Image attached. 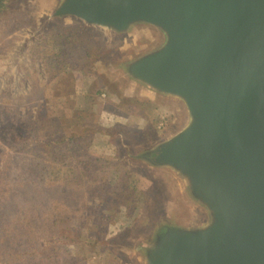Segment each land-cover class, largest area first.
<instances>
[{"label": "water", "instance_id": "1", "mask_svg": "<svg viewBox=\"0 0 264 264\" xmlns=\"http://www.w3.org/2000/svg\"><path fill=\"white\" fill-rule=\"evenodd\" d=\"M47 15L163 38L123 69L187 121L133 156L178 180L188 213L158 218L141 264H264V0H58Z\"/></svg>", "mask_w": 264, "mask_h": 264}, {"label": "rangeland", "instance_id": "2", "mask_svg": "<svg viewBox=\"0 0 264 264\" xmlns=\"http://www.w3.org/2000/svg\"><path fill=\"white\" fill-rule=\"evenodd\" d=\"M57 1L8 0L6 7L0 9V133L4 136L0 134V149L9 155L13 152L14 158L29 156L31 159L35 154L30 149L34 147L12 150L15 142L7 140L12 135L10 123L36 126L38 135H30L33 139L57 130L54 120L59 119L57 125L69 139V149L131 167L134 171L131 179H138L137 187L143 188V191L137 189V199L133 198L137 210L128 214L120 206L121 202L112 206L111 214L107 215L98 211L102 206L94 211L102 200L101 195L84 197L73 191L57 194L69 206L83 207L80 213L86 216H83L86 225L83 226V250L69 245L77 240L69 231L59 232L53 242L57 241L59 245L55 246L62 251H68L66 245H61L66 243L70 251L72 248L81 253L83 258L78 264H141L138 243L147 241L153 234L158 218L169 210L186 215L188 206L183 203L178 180L169 171L142 164L133 155L179 130L187 121V113L172 98L149 93L134 84L123 69L127 60L162 41L156 30L140 25L129 35L116 36L80 20L49 19L47 14ZM81 24L93 27L102 38L100 35L87 37L80 30ZM69 30L78 32L68 34ZM94 38L101 39V44L97 42V52L92 51L93 56L83 58L87 40ZM41 116L47 117L45 123L41 122ZM31 126L24 127V132L28 134ZM54 146V149H63L57 143ZM16 179L8 175L6 183L1 177L2 198L11 193L19 197ZM27 192V197L16 202L17 208L28 204L35 207L40 202L33 190ZM74 195L76 203L73 204L68 198ZM3 206L6 207L0 204V208ZM40 208L43 207L37 209ZM2 214L0 209V227ZM23 251L18 257H22ZM2 254L0 264H14L8 254Z\"/></svg>", "mask_w": 264, "mask_h": 264}, {"label": "trees", "instance_id": "3", "mask_svg": "<svg viewBox=\"0 0 264 264\" xmlns=\"http://www.w3.org/2000/svg\"><path fill=\"white\" fill-rule=\"evenodd\" d=\"M7 4L8 0H0V9L6 7ZM80 27L81 32L87 37H90L89 35L101 36L98 34L99 31L93 27L84 24H81ZM76 32L78 31L69 30L67 33ZM97 42L101 44V39L94 38L90 42L87 40V49L84 51L86 53L83 58L90 54L93 56L92 51L97 52ZM83 65L84 61L81 66ZM81 68L85 69L84 67ZM85 70L89 71L88 69ZM57 77L58 75L55 79ZM46 120V116H41L42 123H45ZM54 121V125L58 127L57 130H52L49 135L34 137L33 139H31L33 136L30 135H38L36 126L32 127L25 122H22L23 124L10 123L12 135L7 140L16 143V147L13 143L12 150L18 152V150H24L18 149L19 147H25L26 150L34 147L35 149H30L31 153L34 152L35 154L31 159L29 156L20 159L19 156L14 158L13 152L9 155L0 149V179L2 177L7 183L8 175L14 176L15 179L17 178V184H15L19 190V197L17 198H15L14 195L16 194L14 193L2 198L4 189L1 190L0 187V204L6 205V207L0 208L3 211L2 226L0 227V234H2L0 235V257L4 258L2 252H5L14 264H57V262L59 264H78L79 259L83 258V255L73 251L74 249L71 248L70 251L66 243L61 245H66L68 251H62L55 246L58 244L55 243L57 241L53 242V238L58 236L59 232L69 231L71 232L69 234L77 239L76 242L69 243V245L83 250V226L86 225L83 221L84 215L80 213L83 207L69 206L57 194L64 195L67 191H73L75 194H84V197L86 194L91 195L92 198L101 195L102 200L97 204L94 211L102 206L98 211L108 215L111 214L112 206L121 202L120 206H124L128 210V214L133 213L138 208L134 200L137 199V189L143 191V188L137 187L139 186L138 179H131L132 172H134L131 167L114 163L105 158L100 159L93 155L85 154L83 156L82 152L69 149L67 145L69 139H66L65 132L60 128V125H57L59 119ZM29 126L31 127L27 134L24 129ZM38 129H40L39 126ZM54 143L63 146V149H54ZM44 152L48 153L47 158H45ZM4 157L6 161H4ZM84 175L86 177H84V181H81ZM32 190L40 199L37 206L32 207L28 204L17 208L16 202L18 203L20 199L23 200L27 197L29 194L27 191L31 192ZM74 197L75 195L68 198V200L71 198L70 202L73 204L76 203V199L73 200ZM39 206L43 208L37 209ZM75 211H79L80 214ZM84 217L86 218V216ZM38 239L44 242L41 243ZM106 248L109 250V247ZM21 251H23L22 257H18L22 253ZM54 252L57 253L54 254Z\"/></svg>", "mask_w": 264, "mask_h": 264}]
</instances>
